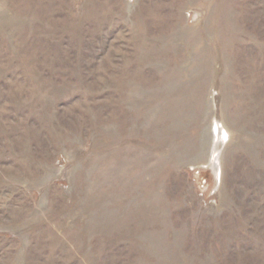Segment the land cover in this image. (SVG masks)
<instances>
[{"label":"rangeland","instance_id":"obj_1","mask_svg":"<svg viewBox=\"0 0 264 264\" xmlns=\"http://www.w3.org/2000/svg\"><path fill=\"white\" fill-rule=\"evenodd\" d=\"M0 264H264V0H0Z\"/></svg>","mask_w":264,"mask_h":264}]
</instances>
